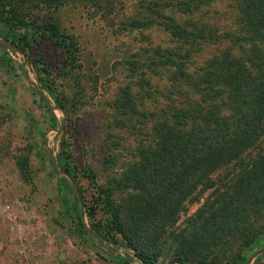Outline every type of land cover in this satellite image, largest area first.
Here are the masks:
<instances>
[{
	"label": "trees",
	"instance_id": "obj_1",
	"mask_svg": "<svg viewBox=\"0 0 264 264\" xmlns=\"http://www.w3.org/2000/svg\"><path fill=\"white\" fill-rule=\"evenodd\" d=\"M90 1L107 15L116 11L114 1ZM62 3L37 0L44 9ZM137 6L122 26H161L174 45L151 46L128 60L135 82L115 99L117 122L137 136L145 125L151 129L123 178L100 188L107 227L126 242L116 248L132 249L142 264H157L162 253L181 264H241L264 237V0H138ZM25 7L23 0H0V23L47 35L68 53V71L82 68L76 37L53 22L30 20ZM158 68L170 72L165 94L147 77ZM114 191L124 194L120 201ZM202 199L181 222L187 205ZM75 200L88 232L77 194Z\"/></svg>",
	"mask_w": 264,
	"mask_h": 264
},
{
	"label": "rangeland",
	"instance_id": "obj_2",
	"mask_svg": "<svg viewBox=\"0 0 264 264\" xmlns=\"http://www.w3.org/2000/svg\"><path fill=\"white\" fill-rule=\"evenodd\" d=\"M23 1L30 6L27 18L53 22L76 37L82 68L68 71V53L47 35L0 23V264H142L132 249L116 248L126 242L107 227L99 192L123 178L138 158L140 137L151 129L147 124L137 136L118 125L115 99L135 82L128 60L147 55L151 46L174 45L171 37L158 25L122 26L138 0H110L116 7L110 15L90 0H62L49 9ZM158 71L147 77L165 94L170 72ZM75 194L88 232L78 221ZM123 196L113 192L116 201ZM204 200L188 204L180 221ZM260 244L241 264H264V237ZM157 264L181 263L162 253Z\"/></svg>",
	"mask_w": 264,
	"mask_h": 264
}]
</instances>
